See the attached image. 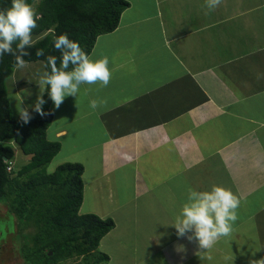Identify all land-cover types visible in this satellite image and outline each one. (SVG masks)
<instances>
[{
  "label": "crops",
  "instance_id": "0c3cea01",
  "mask_svg": "<svg viewBox=\"0 0 264 264\" xmlns=\"http://www.w3.org/2000/svg\"><path fill=\"white\" fill-rule=\"evenodd\" d=\"M128 1L118 27L89 55L108 58L110 84H82L58 110L51 102L47 130L61 143L56 157L70 133L85 138L70 149L85 154L80 213L115 221L98 248L109 256L103 263L264 260V0H223L207 15L205 0ZM17 80L15 88L28 83ZM93 99L106 103L93 110ZM93 136L100 139L86 141ZM213 186L241 205L231 235L206 250L171 224L189 189ZM119 216L125 227L132 223L134 257L122 253L128 234Z\"/></svg>",
  "mask_w": 264,
  "mask_h": 264
},
{
  "label": "trees",
  "instance_id": "16d2710c",
  "mask_svg": "<svg viewBox=\"0 0 264 264\" xmlns=\"http://www.w3.org/2000/svg\"><path fill=\"white\" fill-rule=\"evenodd\" d=\"M26 3L35 5L42 18L32 32V37H41L32 42L29 49L32 54L24 59L43 61L47 73L51 72L47 65L49 55L57 58L60 67L61 53L53 46L56 37L66 33L89 56L97 38L114 31L123 11L130 7L128 0H26ZM11 5L12 0H0V11ZM38 49L44 51V56H36ZM15 67L13 56L6 54L0 58V201L7 202L13 208L10 211L25 220L20 221L24 225L21 233L29 236L21 247L25 263L60 264L75 257L90 262L93 257V264H102L109 256L98 248L115 221L95 213H80L84 199L83 164L65 162L53 171L47 170L61 149L60 142L47 138L54 116L48 87L43 93L46 101L43 108L48 115L41 117L31 108V120L24 124L13 113L6 86ZM11 142L31 156L26 165L12 173L7 171L4 161L16 156ZM49 193L58 197L50 200Z\"/></svg>",
  "mask_w": 264,
  "mask_h": 264
},
{
  "label": "clouds",
  "instance_id": "9594fccd",
  "mask_svg": "<svg viewBox=\"0 0 264 264\" xmlns=\"http://www.w3.org/2000/svg\"><path fill=\"white\" fill-rule=\"evenodd\" d=\"M222 2L223 0H205V14L215 10ZM41 18L26 0H12L9 9L0 11V58L6 54L11 55L17 68L26 67L24 58L32 54L29 51L32 47V32ZM13 44L16 45L15 48ZM53 46L61 53L60 67H57L55 56L47 57L51 72L41 77L38 83L41 95L31 106L32 111L41 117L48 115L43 108L46 103L43 98L46 86L54 108L58 110L67 96L77 97L82 84L107 87L112 78L107 57L93 61L80 44L71 40L66 33L56 37ZM35 54L40 57L45 53L38 49ZM70 66L71 70H68ZM260 78V73H257V79ZM105 103L104 100L93 99L90 100L89 107L95 110ZM19 116L24 124L31 120L28 108H20ZM240 205L241 199L221 186H213L208 191L189 189L187 203L171 225L176 229L178 237L187 236L190 241L195 239L201 249L210 250L218 239L231 235ZM256 264H264V260L257 261Z\"/></svg>",
  "mask_w": 264,
  "mask_h": 264
},
{
  "label": "rangeland",
  "instance_id": "374dc122",
  "mask_svg": "<svg viewBox=\"0 0 264 264\" xmlns=\"http://www.w3.org/2000/svg\"><path fill=\"white\" fill-rule=\"evenodd\" d=\"M35 9V5L33 6ZM41 36H34L32 37V42H34L36 39H38ZM47 73L45 63L43 61H36V62H27V66L24 68H17L15 67L14 73L12 76H10L6 81V86L8 90V96L11 99V104L14 110L16 111V114H14L16 117L19 116V110L21 106H25L26 103L30 104L31 106L34 105V103L37 100V97L41 95L39 81L41 77ZM19 79V80H17ZM17 81H27L28 83L24 86H18L17 88L14 87ZM17 90H21L18 91ZM46 90V88H45ZM44 90V92H45ZM43 92V93H44ZM19 97V99H22L24 104H20L19 99H16ZM19 101V102H18ZM18 103V104H17ZM65 104V103H64ZM62 103V107L64 106ZM76 138L78 140V145L74 146V143L71 142L73 139ZM95 139H100V136H93L92 138H87L86 141H95ZM85 138L81 137V134L78 136H73L71 133L69 136L64 138L65 145L61 153L52 160V162L47 166L48 171H53L55 169V165L58 164L59 161H62V159H68L69 161H63V162H80V160L85 158V154L83 151H74V153L71 154V152L74 149L82 147L84 144ZM13 145V147L16 150V156L14 158V169L17 171L19 168L26 165L29 161L31 156L27 155L22 152L20 147L17 143L12 142L10 143ZM75 147V148H74ZM72 149V151H70ZM70 155V156H69ZM69 156V157H68ZM76 160V161H74ZM57 161V162H56ZM53 193V192H52ZM48 194V197L50 200H53L54 197H58V194ZM44 199V198H43ZM10 208L13 209L7 202L0 201V264H24L25 259L22 256V249L21 247L25 243L26 240H28L29 236L21 233L20 228H22L24 225H22V222L25 221L24 219H21V217L17 216L14 212L10 211ZM118 218V217H117ZM120 222L122 224L121 228L124 233H127L128 239L125 240L126 245L123 248V254L124 255H130L131 257H134L133 255V249L131 248L132 240H131V221L128 222L131 223L128 227H125V223L121 216H119ZM127 226V225H126ZM31 230V229H29ZM122 233V234H124ZM147 238H144L142 240H145ZM145 251L142 253L144 254ZM136 256L138 255L139 251L136 252ZM141 253L140 257L143 255ZM131 257L128 258V261L132 259ZM127 258V257H126ZM95 258L93 257L89 261H86L83 257H75V258H69L65 261H62L60 264H93ZM26 264V263H25ZM104 264V263H102Z\"/></svg>",
  "mask_w": 264,
  "mask_h": 264
},
{
  "label": "built area",
  "instance_id": "2783aa9c",
  "mask_svg": "<svg viewBox=\"0 0 264 264\" xmlns=\"http://www.w3.org/2000/svg\"><path fill=\"white\" fill-rule=\"evenodd\" d=\"M5 162H7V171L12 173L14 169V159L13 160H9V159H5Z\"/></svg>",
  "mask_w": 264,
  "mask_h": 264
},
{
  "label": "water",
  "instance_id": "95a60500",
  "mask_svg": "<svg viewBox=\"0 0 264 264\" xmlns=\"http://www.w3.org/2000/svg\"><path fill=\"white\" fill-rule=\"evenodd\" d=\"M50 254H52V252H50Z\"/></svg>",
  "mask_w": 264,
  "mask_h": 264
}]
</instances>
